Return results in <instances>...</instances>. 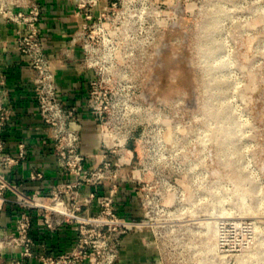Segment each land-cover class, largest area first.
Instances as JSON below:
<instances>
[{"label": "rangeland", "instance_id": "1", "mask_svg": "<svg viewBox=\"0 0 264 264\" xmlns=\"http://www.w3.org/2000/svg\"><path fill=\"white\" fill-rule=\"evenodd\" d=\"M129 1L118 34L149 54V116L176 153L135 165L162 181L120 264H264V0Z\"/></svg>", "mask_w": 264, "mask_h": 264}, {"label": "built area", "instance_id": "2", "mask_svg": "<svg viewBox=\"0 0 264 264\" xmlns=\"http://www.w3.org/2000/svg\"><path fill=\"white\" fill-rule=\"evenodd\" d=\"M81 15L69 37L85 84L82 102L63 98L50 54L40 37L41 9L32 0H0V19L15 26L14 44L31 71L40 125L39 144L55 158L59 179L50 183L44 170L28 166L17 182L13 174L30 157L26 139L7 149L14 116L10 82L0 67V264H120L125 238L143 228L129 204H145L158 180L134 178L162 170L166 157L165 126L148 108L159 102L146 90L148 55L132 49V39L118 34L129 0H75ZM122 25V26H123ZM159 61L160 53L151 55ZM96 126L98 144L83 150V121ZM31 130L29 131L28 136ZM171 154V153H170ZM26 182L38 186L29 190ZM158 189L154 194L161 198ZM143 210V208H142ZM68 227L69 247L53 250L46 237ZM145 264V263H142Z\"/></svg>", "mask_w": 264, "mask_h": 264}, {"label": "crops", "instance_id": "3", "mask_svg": "<svg viewBox=\"0 0 264 264\" xmlns=\"http://www.w3.org/2000/svg\"><path fill=\"white\" fill-rule=\"evenodd\" d=\"M41 9L40 37L50 54L57 76L60 92L69 104L79 105L85 94V84L79 72V66L74 62L79 57L77 48H71L69 37L75 27L82 22L81 15L76 9L75 0H32ZM108 0H102L106 2ZM15 26L6 24L0 19V67L6 69L10 82V104L14 107V116L7 133V149L16 150L17 140H28L31 153L29 160L18 166L13 174L14 181L26 175L28 166L35 165L44 170L47 181L54 183L59 179L55 158L48 148L39 144L40 133L36 127L40 125L34 92L31 83V71L21 60L14 44ZM83 150L93 153L96 151L98 138L96 126L88 118L83 121ZM31 130V136H28ZM36 182H26L25 188L33 190ZM129 211L133 213L136 202H127ZM71 230L68 227L55 231L46 237L49 247L59 250L69 247ZM124 241L123 253L127 251Z\"/></svg>", "mask_w": 264, "mask_h": 264}, {"label": "bare ground", "instance_id": "4", "mask_svg": "<svg viewBox=\"0 0 264 264\" xmlns=\"http://www.w3.org/2000/svg\"><path fill=\"white\" fill-rule=\"evenodd\" d=\"M134 243V242H133Z\"/></svg>", "mask_w": 264, "mask_h": 264}]
</instances>
